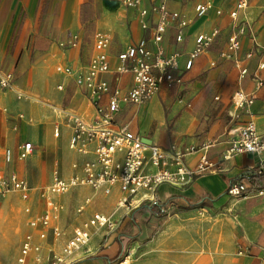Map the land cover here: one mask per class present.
Returning a JSON list of instances; mask_svg holds the SVG:
<instances>
[{"label":"crops","instance_id":"1","mask_svg":"<svg viewBox=\"0 0 264 264\" xmlns=\"http://www.w3.org/2000/svg\"><path fill=\"white\" fill-rule=\"evenodd\" d=\"M202 1L204 0H170L168 2L169 9L180 11L189 19L180 42L175 41L173 27L167 28L163 39V45L167 52L174 49L181 51L178 69L175 72L181 75L182 84H175L176 87L172 94H168L169 89H161L156 96L142 105L122 104L116 119L119 123L127 124L128 128L133 133L140 135L141 139H149V143L162 146L174 144L184 150L190 146L198 148L202 143L212 142L207 153L211 161L219 164L220 168L217 171L195 175L192 182L183 189H177L168 184H161L157 188L161 201H165L172 195H182L191 199L206 196L207 204L200 209L207 211L206 209L214 210L224 205L228 208L227 200L230 196L226 194V189L229 181L238 180L245 171L257 167L259 164L264 166V158L255 154L238 152L230 158H222L226 148L224 134L227 127L240 123L248 117L246 112L236 109L230 102L231 95L239 87L246 92L253 89L254 82L251 73L256 68L258 61L264 59V54H262V49H264V0H249L247 7L242 12V19L249 28L246 34L240 36L239 57L243 59V63L248 69L242 79L239 78L238 69L232 61L218 57L219 51L226 45L231 23L228 12L233 8L236 0H208L210 7L207 12L197 17L194 14V5ZM150 4L148 0L142 1V5L147 8L150 7ZM218 10L221 12L217 13ZM26 20L29 30L26 41L22 43L17 35ZM23 25L21 30L24 29ZM214 28L218 29L215 40L204 53L194 59L189 69H185L184 62L187 53L193 48L195 35L209 33ZM97 31L105 32L110 36L107 54L111 67L115 65V56L118 51L128 44L135 43L140 38L149 36V31L143 30L139 26L136 9L124 7L117 0H0L1 68L11 72L10 66L21 60V63L17 65V70L21 71L22 66L27 62L28 50L43 56V61L47 65L51 64L55 67L56 63L62 62L73 68L85 67L93 53V35ZM71 34L78 35L77 46L61 49L58 42ZM248 51H252L253 54L250 58L244 59ZM212 62H214L213 65ZM41 65L37 66L35 70L32 69L26 74L19 75L14 85L41 98L40 93L53 102L51 105L53 107H66L89 119L93 118L94 109L90 105L84 89L77 87L71 77L55 71L56 74L64 78V81L60 80L55 84V88L57 84H62L63 88L59 91H63L69 82L73 85V88L68 92L55 91L51 84L45 83ZM258 73L264 79V68L260 69ZM104 77L111 85L116 84L114 74L108 73ZM118 84L123 88L129 87L131 76L129 74L121 75ZM181 90L184 96L171 106L170 112H165L158 95L164 93L165 98L170 99L179 97L177 93ZM11 91L13 92V90ZM184 99L188 100L187 103L183 101ZM213 99H217L216 105L212 104ZM181 102L182 104H180ZM184 104L187 106L192 104V106L189 110H180ZM3 106L6 107L3 108ZM211 106L218 111L215 118L208 117ZM249 112L255 120L257 132L264 135V85L259 89L258 96L251 104ZM18 113H22L23 118H19ZM172 117L174 120L171 127L167 130L165 128L164 131L165 118ZM27 119L30 121L28 122ZM32 120L30 102H17L13 95L10 103V90L0 89V150L3 148L0 157V163H2L0 172L6 173L14 170L30 185L40 184L38 187L40 188L50 181L54 168H58L63 176L69 175L70 161L76 157L69 152L67 165H64L63 162L57 164L56 161L52 164L55 150H60L59 141L62 140L64 143L68 141V127L62 120H48L29 131L27 127L33 126V122H36L35 118L33 122ZM54 123H59L58 136L53 134ZM62 132L64 133L62 134ZM25 140L31 141L34 147L33 153L29 156L34 155V158L30 162L22 164L30 167L28 177L23 173V168H19V159L16 157L18 145ZM7 147L13 151V160L8 164L3 160V151ZM197 158V151L187 155L188 166H194ZM261 159L262 161H260ZM258 190L252 196L240 199L238 203L240 210L235 216V227L231 232L236 244L247 249L248 252L242 254L244 257H237L235 264H249L248 259L250 258H257L259 263H264V260H261L262 254H264V188H261L260 192ZM72 192L77 193L80 190L76 189ZM89 194L90 191L83 197ZM37 198L42 202V207L40 206L39 210L37 207L39 202L36 203L34 199L27 201L24 205V207L26 205L31 207L30 215L22 209V214L27 217L24 225L28 230L23 231L20 236L16 256L23 236L29 231L36 232L35 229L29 227L28 219L31 215L41 212L44 207L38 194ZM102 198L107 199L106 204L100 202ZM116 200V192L108 196L98 193L92 197L81 217H72V210L68 215L62 211L59 222L66 227V232L69 234L71 226L79 223L91 212L99 211L108 214L115 211ZM94 204L100 209L92 208ZM181 205L182 203L175 201L173 206L179 207L180 210L163 218L149 214L144 209L135 211L134 215L139 223L138 232L135 226L128 221L135 209L126 215L120 211L115 212V216L121 217L120 222L122 221L117 229H129L132 234H138L137 237H139L145 229L155 228V231L151 232L152 234L140 239L144 240L140 246V252L149 255L142 259L141 264H180V258L183 255L187 254L188 257L194 255V238L198 233L200 220L192 213L195 207L185 208ZM155 219L159 223L157 227L154 225ZM115 230L108 236L113 233L115 236ZM226 232V228L221 227L218 229L217 235L225 236ZM102 233L104 232L97 231L91 236L87 247L88 251L85 249L77 252L74 262L81 260L80 264H106L105 260L99 257L88 260H84L85 257L81 258L92 252L96 237H98V243L103 239ZM114 236V245L108 247L111 248L110 252H115L117 248ZM6 239L2 242L5 243ZM136 239L134 237L132 242H136ZM48 243L51 241L43 243L42 252L44 255L49 248L45 245ZM56 243L58 242L54 241V244ZM57 246L59 247L58 244ZM3 247L5 248V246ZM102 247H95L93 249L95 253L91 255L106 254L102 251ZM136 248L135 245H132L128 254L118 264H122V262L126 264L131 251ZM190 263V260L182 262V264ZM14 264H16L15 261ZM133 264L138 263L134 262Z\"/></svg>","mask_w":264,"mask_h":264},{"label":"built area","instance_id":"2","mask_svg":"<svg viewBox=\"0 0 264 264\" xmlns=\"http://www.w3.org/2000/svg\"><path fill=\"white\" fill-rule=\"evenodd\" d=\"M117 1L124 7L136 9L139 26L143 30H148L149 36L140 38L118 51L115 65L111 67L107 54L110 36L97 31L93 35V53L85 67L73 68L62 62L56 63L54 67L57 73L71 77L77 87L84 89L94 109L93 118L89 119L66 107H53L38 95L14 88L12 73L0 70V89L13 90L17 102L46 105L62 114L61 120L69 130L67 147L76 157L70 161L69 175L63 176L58 168H54L50 181L37 189L44 207L41 212L31 215L28 219L29 227L37 230L35 233L29 231L23 236L15 259L16 264H29V261L31 264H71L77 252L85 249L88 251L87 247L94 233L103 231L102 237L106 239V236L117 228L121 217H116L115 212L120 211L126 215L141 205H155L161 202L157 193V188L161 184L183 189L192 182L195 175L213 173L220 168L218 163L208 157L207 150L212 142L202 143L198 148L190 146L184 150L174 144L169 146L146 144L140 135L128 128L127 124L117 121L116 115L122 104L142 105L156 96L161 89L182 84L181 75L175 72L178 69L181 51L174 49L167 52L163 39L167 28L173 27L175 41L180 42L184 28L189 23L184 13L168 8L170 0H148L151 3L149 8L142 5L143 0ZM248 1L236 0L228 12L231 20L230 31L225 48L218 53L219 58L233 62L240 79L248 71L243 59L239 57L240 36L249 30L247 23L242 19V12ZM209 7L208 0L195 4V16L204 15ZM217 34L218 29L214 28L209 33L195 35L193 48L187 53L184 62L185 69H189L194 59L209 48ZM77 44V34H71L58 42L61 49L73 48ZM252 54V51H248L244 59L250 58ZM262 68L264 59L258 61L251 73L254 82L251 91L246 92L239 87L232 94V104L236 109L246 112L248 117L227 127L224 134L226 148L222 154L223 159L230 158L238 152L264 158V135L257 132L255 120L249 112L259 89L264 85V79L258 73ZM108 73L115 75V85H111L104 77ZM125 74L131 76V84L127 88L118 84L120 76ZM56 88L62 90L63 86L57 84ZM18 117L23 118V114L18 113ZM58 124L54 123V136L59 134ZM33 150L32 142L25 140L18 145L16 157L24 160L33 153ZM195 151L198 152L196 163L194 166H188L187 155ZM3 160L6 164L13 160V151L8 147L3 151ZM253 169L257 173L264 172V166L260 164L245 171L238 180L229 181L226 194L230 197H241L247 195L249 189H254L245 178ZM82 187L89 188L90 194L78 201L72 209V217H81L92 197L98 193L108 196L116 192L115 211L108 214L93 211L79 223L73 224L70 233L67 234L66 227L59 222L64 211L60 196ZM32 189L29 182L14 170L0 172V193L9 190L21 191L28 197ZM260 191L261 189L258 190ZM23 210L31 214L29 205ZM170 211L171 206L161 207L159 214L168 216ZM49 231L59 247L57 250L49 247L44 255L43 243L47 241ZM246 252L248 250L242 247L237 250L239 255ZM261 260H264V254Z\"/></svg>","mask_w":264,"mask_h":264},{"label":"rangeland","instance_id":"3","mask_svg":"<svg viewBox=\"0 0 264 264\" xmlns=\"http://www.w3.org/2000/svg\"><path fill=\"white\" fill-rule=\"evenodd\" d=\"M12 16H15V15L12 14ZM26 22L27 20L24 22V25L22 24L24 26L23 30H21L22 28V25H21L20 30H19L20 32L17 35V38L20 39L22 43L26 41L27 35H28L27 33L29 30L28 28L29 26L27 25ZM26 59H27V62L25 63L24 66H22L21 71L17 70V65L21 63V60H19L18 62H15V64H12L10 66V70L13 75L14 83H15L16 78L19 75L26 74L27 72L32 71V69L35 70L37 66H40V64H42L41 66L43 67V75H44L45 83L51 84V86L54 88L55 91L62 93V92H68L69 90H71V88H73V85L71 84V82H69V84L65 87V90L63 91L57 90L55 88V84L60 80L64 81L63 76L56 74L54 66L51 64L50 65L45 64L43 61V56L37 54L35 51L29 52L28 50L26 54ZM1 65L2 64H0V70L2 69ZM14 88L19 89V87L16 85H14ZM1 90H7V89L1 88ZM13 95L14 93L10 90V103L12 102ZM39 95L44 101L48 103V105H53V102L50 99L41 95L40 93ZM177 95H179V97H174L170 99L165 98L164 93L163 94L161 93L160 95H158L159 101L162 104L165 112H170L171 106L175 104L176 102H178V100L181 99L182 96H184V93L181 90L179 93H177ZM183 101L187 103L188 100L184 99ZM216 101L217 99H213L211 102L213 105H216ZM182 102L180 104H182ZM230 102L232 103V101ZM30 104H31V116L33 117L32 122L34 121V118L36 119V122H33L34 123L33 126L27 127L29 131L31 130V128L36 127L39 124L44 123L48 120H53V121L61 120L62 114H60L59 112H56L50 107L46 105H36V103H32V102ZM191 106L192 104L190 106H187L184 104L181 106L180 110L182 109L189 110ZM4 107L6 106H3V108ZM176 107L177 105L175 106V108ZM211 107L212 108L209 109L208 117L215 118L214 116L216 115L218 111L214 110L213 106ZM173 120H174L173 117L165 118V126L163 125L164 131H165V128L167 130L171 127ZM63 133L64 132H62V134ZM59 148L61 151L59 149L55 150V157L52 160V164L53 162L56 161L57 164H60V162H63L64 165H67L69 161L68 153L70 152V150L67 147V142L64 143L62 142V140L59 141ZM2 150L3 148L0 150V157L2 154ZM32 158H34V155L27 159L19 160V163H20L19 168H23L22 171L27 177L29 175L30 167L28 165L24 166L22 164L30 162ZM0 165L2 166V163H0ZM32 186H33L32 187L33 189L30 191V195L28 197H26L21 191L9 190L5 193H0V264H14L20 236L21 234H23V231L25 232L26 230H28L27 226L25 227L24 225L27 217H25L22 214V209L24 205L26 204V202L34 199L36 203L39 202V205L37 206L38 210L40 206L42 207V202L39 201L37 198V188L40 186V184H36ZM79 190L80 192H77V193L69 192L65 195L60 196L61 202L64 205V211L66 215H68V213L75 207L76 202L79 199H81L83 195H85L86 193L88 194V192L90 191V189L89 188L87 189V187L79 188ZM254 192L255 190L249 189V192L245 196L228 197V200H227V203L229 204L228 208L225 205L223 207L221 206L217 207L214 210L206 209L207 211H205L204 209H200L202 207H199V206L193 208L194 211H192V213L195 214L196 217L200 220L199 225H198V233L195 235V238H194L193 246L195 247V253L194 255L190 257H188L187 254L183 255L180 258V264H182V262L185 260H190L191 262L190 264H235V260L237 257H244L237 253L239 245L236 244L235 238L231 230L234 229L235 227L234 219H235L237 212L240 210L239 204H238L240 199L250 197L252 196ZM100 202L102 204H106L107 199L102 198L100 199ZM92 208L100 209V207L96 206L95 204L93 205ZM157 224L159 223H157V220H156L154 225H156L157 227ZM221 227H225L227 232L225 236L220 237L219 235H217V231ZM36 230L37 229H35V231ZM118 231H123V230L119 229L117 230V232ZM153 231H155V228L151 227V229H145L143 231V234L140 235L139 237H137L138 234L133 235L134 237L137 238L136 242L135 241L132 242L133 239L132 240L129 239L127 241L124 240L125 242H123L124 247L120 255V260H122L128 254V251L130 250L131 246L135 245L137 248L136 250L131 251L130 258L128 259L126 264H133L134 262L141 264L142 259L149 255L147 254L144 255L140 252V246L142 242L144 241L140 239L145 238L147 235L152 234ZM112 235L114 236V233L108 237L106 236L107 240L104 238L101 239L99 243H98V237H96L94 248L98 246L99 247L103 246L102 251L106 254L110 253L109 255H112L114 252H110L109 249L111 248H108L110 245H114ZM47 237H48L47 242L51 241V243H48L49 245L45 244L46 247L47 248L52 247L55 250H57L58 243L54 244V240L50 233H48ZM5 238H7L6 239L7 241H5L6 244L2 242L5 240ZM3 246H5V248ZM93 249L91 250L92 252H89L83 255L81 258H84L88 255L95 253L93 252L94 251ZM248 261H250L249 264H264V263H259V259L257 258H250L248 259ZM29 264H31V262Z\"/></svg>","mask_w":264,"mask_h":264},{"label":"trees","instance_id":"4","mask_svg":"<svg viewBox=\"0 0 264 264\" xmlns=\"http://www.w3.org/2000/svg\"><path fill=\"white\" fill-rule=\"evenodd\" d=\"M176 87V85H172L169 88L168 94H172V92L174 91V88ZM241 178V177H240ZM248 181V183L256 190L264 188V172H260L257 173L255 172V169L252 170L251 173L247 174L245 177ZM175 201H178L180 203H182V207L185 208H192V207H197V206H204L207 204L208 198L206 196L200 197V198H196V199H191V198H187L185 196L182 195H172L170 196L168 199H166L165 201H161L155 205H141L138 208H136L132 214L130 215V218L128 219V221L130 223H132L135 228L136 231L138 232V227H139V223L137 222V219L134 215V212L140 209H144L146 210V212H148L149 214H153V215H158L159 217L163 218L165 217L164 214H159V210L161 207H165V206H171V211L170 214L180 210L179 207H175L173 206V204L175 203ZM122 222V221H121ZM121 222L119 223V225L117 226V228L120 227ZM116 228V229H117ZM119 230V229H117ZM115 230V236L114 239L117 243V248L115 250V252L112 255L109 254H95V255H89L87 257H85L84 260H88V259H92V258H103L106 262V264H118L121 260H120V255L123 251V247H124V243L125 241L129 240V239H133V235L132 231L129 229H123V231H118ZM125 240V241H124ZM102 249V248H101ZM81 260L75 261L71 264H80Z\"/></svg>","mask_w":264,"mask_h":264},{"label":"water","instance_id":"5","mask_svg":"<svg viewBox=\"0 0 264 264\" xmlns=\"http://www.w3.org/2000/svg\"><path fill=\"white\" fill-rule=\"evenodd\" d=\"M144 143L148 144L150 142L149 139H141Z\"/></svg>","mask_w":264,"mask_h":264},{"label":"bare ground","instance_id":"6","mask_svg":"<svg viewBox=\"0 0 264 264\" xmlns=\"http://www.w3.org/2000/svg\"><path fill=\"white\" fill-rule=\"evenodd\" d=\"M124 262H122V264H123Z\"/></svg>","mask_w":264,"mask_h":264}]
</instances>
